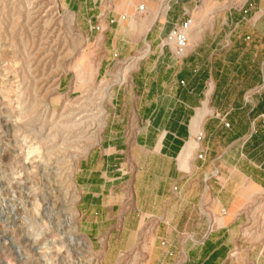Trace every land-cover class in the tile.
Returning <instances> with one entry per match:
<instances>
[{"label": "crops", "instance_id": "obj_1", "mask_svg": "<svg viewBox=\"0 0 264 264\" xmlns=\"http://www.w3.org/2000/svg\"><path fill=\"white\" fill-rule=\"evenodd\" d=\"M59 3L89 44L81 87L122 78L74 166L83 233L130 250L150 229L146 264H264L263 219L245 227L264 205L261 0ZM188 19L177 56L161 42Z\"/></svg>", "mask_w": 264, "mask_h": 264}, {"label": "rangeland", "instance_id": "obj_2", "mask_svg": "<svg viewBox=\"0 0 264 264\" xmlns=\"http://www.w3.org/2000/svg\"><path fill=\"white\" fill-rule=\"evenodd\" d=\"M88 45L59 0H0V264L159 258L148 251L150 229L121 250L126 238H90L80 228L74 166L98 141L106 86L122 79L109 73L81 87L93 73L81 60ZM262 219L264 205L245 227Z\"/></svg>", "mask_w": 264, "mask_h": 264}, {"label": "built area", "instance_id": "obj_3", "mask_svg": "<svg viewBox=\"0 0 264 264\" xmlns=\"http://www.w3.org/2000/svg\"><path fill=\"white\" fill-rule=\"evenodd\" d=\"M138 11H142V6L138 7ZM189 27V19L183 22L180 26H174L169 35L161 42V46L171 48L173 53L177 56L182 55L186 48ZM171 36H173V40L171 39ZM225 126L227 125L225 124Z\"/></svg>", "mask_w": 264, "mask_h": 264}, {"label": "bare ground", "instance_id": "obj_4", "mask_svg": "<svg viewBox=\"0 0 264 264\" xmlns=\"http://www.w3.org/2000/svg\"><path fill=\"white\" fill-rule=\"evenodd\" d=\"M171 39L173 40V36H171ZM122 80V79H121Z\"/></svg>", "mask_w": 264, "mask_h": 264}]
</instances>
